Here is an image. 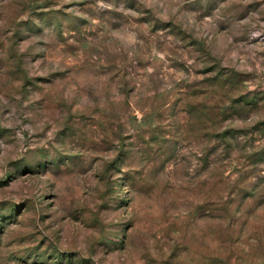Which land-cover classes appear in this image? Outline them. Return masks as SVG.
<instances>
[{
    "label": "rangeland",
    "instance_id": "rangeland-1",
    "mask_svg": "<svg viewBox=\"0 0 264 264\" xmlns=\"http://www.w3.org/2000/svg\"><path fill=\"white\" fill-rule=\"evenodd\" d=\"M0 264H264V0H0Z\"/></svg>",
    "mask_w": 264,
    "mask_h": 264
}]
</instances>
